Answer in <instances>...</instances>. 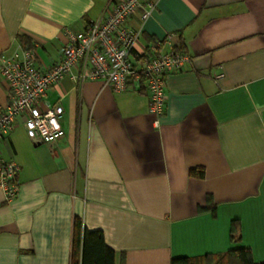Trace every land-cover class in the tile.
<instances>
[{
	"label": "crops",
	"instance_id": "1",
	"mask_svg": "<svg viewBox=\"0 0 264 264\" xmlns=\"http://www.w3.org/2000/svg\"><path fill=\"white\" fill-rule=\"evenodd\" d=\"M109 2L0 0V61L25 39L49 69L66 31L100 19ZM126 26L148 45L170 36L189 57L165 77L163 116L148 113L143 83L113 92L64 77L50 87L40 110L62 109L63 137L37 143L16 121L0 141V159L20 168L16 197L0 190V264H69L75 218L102 233L114 264L239 248L264 263V0H156L148 19Z\"/></svg>",
	"mask_w": 264,
	"mask_h": 264
},
{
	"label": "built area",
	"instance_id": "2",
	"mask_svg": "<svg viewBox=\"0 0 264 264\" xmlns=\"http://www.w3.org/2000/svg\"><path fill=\"white\" fill-rule=\"evenodd\" d=\"M155 5L156 0H110L100 19L86 23L79 32L66 31L62 57L49 69L41 70L34 48L22 44L2 57L0 75L6 85L8 106L0 109V141L16 121L37 143L61 139L62 109L41 111L40 107L46 91L64 77L75 82L97 80L113 92L143 83L149 98L148 113L157 123L166 103L165 77L183 69L189 57L171 45L170 36L163 42L139 46L141 30L126 24L134 16L143 23ZM19 171L14 161L0 159V190L6 202L17 195Z\"/></svg>",
	"mask_w": 264,
	"mask_h": 264
},
{
	"label": "trees",
	"instance_id": "3",
	"mask_svg": "<svg viewBox=\"0 0 264 264\" xmlns=\"http://www.w3.org/2000/svg\"><path fill=\"white\" fill-rule=\"evenodd\" d=\"M142 34L139 41L140 47H147L142 41ZM25 47H31V43L27 40H21ZM178 52L184 53L181 48H175ZM190 175L199 179L204 177L203 170L197 169L190 171ZM209 207V200L207 201ZM237 232V224L231 223L229 236L230 241H237L235 237ZM115 253L108 248L104 242L103 235L100 231L87 230L80 219L75 218L72 224V237L70 244L69 264H114ZM170 264H256L249 249L239 248L227 251L223 255L204 256L195 258H174ZM264 264V263H259Z\"/></svg>",
	"mask_w": 264,
	"mask_h": 264
}]
</instances>
